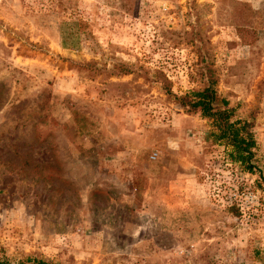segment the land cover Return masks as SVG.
<instances>
[{
  "label": "rangeland",
  "instance_id": "374dc122",
  "mask_svg": "<svg viewBox=\"0 0 264 264\" xmlns=\"http://www.w3.org/2000/svg\"><path fill=\"white\" fill-rule=\"evenodd\" d=\"M205 62L253 173L164 92ZM26 256L264 264V0H0V259Z\"/></svg>",
  "mask_w": 264,
  "mask_h": 264
},
{
  "label": "trees",
  "instance_id": "16d2710c",
  "mask_svg": "<svg viewBox=\"0 0 264 264\" xmlns=\"http://www.w3.org/2000/svg\"><path fill=\"white\" fill-rule=\"evenodd\" d=\"M63 47H67L63 40ZM202 82L198 87L190 88L182 94L172 93L168 85L164 92L187 111L197 112L209 122L207 136L211 142L223 147L224 155L231 163L237 164L242 171L253 173L257 165L254 162L256 140L252 131V122L235 115L229 101L220 95L216 88V76L209 62L201 66ZM0 264H52L51 261L33 256L23 259H0Z\"/></svg>",
  "mask_w": 264,
  "mask_h": 264
}]
</instances>
